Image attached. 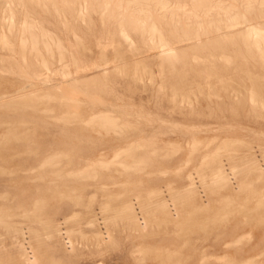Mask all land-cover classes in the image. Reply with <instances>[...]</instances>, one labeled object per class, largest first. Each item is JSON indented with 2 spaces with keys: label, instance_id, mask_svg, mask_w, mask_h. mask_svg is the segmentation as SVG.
Returning a JSON list of instances; mask_svg holds the SVG:
<instances>
[{
  "label": "rangeland",
  "instance_id": "obj_1",
  "mask_svg": "<svg viewBox=\"0 0 264 264\" xmlns=\"http://www.w3.org/2000/svg\"><path fill=\"white\" fill-rule=\"evenodd\" d=\"M263 2L0 0V264H264Z\"/></svg>",
  "mask_w": 264,
  "mask_h": 264
},
{
  "label": "bare ground",
  "instance_id": "obj_2",
  "mask_svg": "<svg viewBox=\"0 0 264 264\" xmlns=\"http://www.w3.org/2000/svg\"><path fill=\"white\" fill-rule=\"evenodd\" d=\"M264 3V2H263ZM107 6V5H106ZM161 6H162V8L164 9V10H167L168 9V6H167V4H165V3H161ZM186 8V7H185ZM128 9V8H127ZM190 10H192V9H190ZM130 12H131V14L132 15H136L137 13H144V9L143 8H141V9H139V10H137V9H135V8H132L131 7V10H130ZM138 16V19H139V21L141 20V21H145V16L143 15V16H140V15H137ZM122 19V18H121ZM210 23V22H209ZM208 23V24H209ZM144 24V23H143ZM9 30V29H8ZM200 30V29H199ZM33 36V38H31V43L32 44H36L37 43V41H36V37H35V35H32ZM49 37V36H48ZM196 37H197V35H196ZM2 39H4V37L2 38ZM30 39V38H29ZM28 38H24L23 39V42H27L28 40H29ZM161 40V39H160ZM3 41V40H2ZM132 41V40H131ZM4 42V41H3ZM42 42H44V44L46 45V46H49L50 45V41L47 39V38H45ZM166 42V41H165ZM8 44V43H7ZM167 52V51H166ZM227 59V58H226ZM46 63V62H45ZM106 115V114H105ZM217 154V153H216ZM187 161V160H186ZM217 169H218V167H217ZM217 169H215V170H213L214 172H217L218 174L220 173L219 171V169L217 170ZM212 170V169H211ZM224 172V171H223ZM231 172V171H230ZM216 173V174H217ZM190 174V173H189ZM220 176V175H219ZM189 177V176H188ZM203 177V176H202ZM230 177H232V176H230ZM229 177V178H230ZM193 184V183H192ZM259 199V198H258ZM261 200V199H260ZM263 200V199H262ZM261 200V202H263ZM165 202V201H164ZM263 204V203H262ZM160 205H162L163 206V202H161L160 203ZM133 206V205H132ZM132 206H130V207H132ZM170 206V205H169ZM164 207H166V206H164ZM139 219V218H138ZM135 221V220H134ZM189 228V227H188ZM227 262V261H226ZM230 263V262H229Z\"/></svg>",
  "mask_w": 264,
  "mask_h": 264
}]
</instances>
